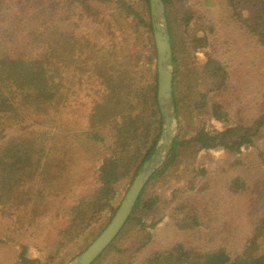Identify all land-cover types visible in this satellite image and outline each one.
<instances>
[{
    "label": "trees",
    "instance_id": "obj_1",
    "mask_svg": "<svg viewBox=\"0 0 264 264\" xmlns=\"http://www.w3.org/2000/svg\"><path fill=\"white\" fill-rule=\"evenodd\" d=\"M51 1L68 4L71 13L66 21L77 22L79 25L84 21V25L88 24L97 30L95 36L78 38L72 35L70 40L64 43L60 40L62 28L57 23L49 22L50 33L46 34L44 39L26 42L25 49L30 50L29 54H20L17 49L12 50L6 46L5 43L8 42L0 41V174L13 178L18 176V180L24 179L32 183L37 175L44 186L36 190L37 197L40 194L42 198L47 199L55 193L62 196V188L55 189L53 185L59 186L54 179L61 169L63 153L58 150L55 141L49 144V131L45 128L46 131L32 130L25 135L12 137L13 140H6L5 132L7 127L12 126L45 127L46 119L42 116L46 117L51 105H58L62 98L61 89L65 88L62 83L65 79L63 72L76 64L84 54L88 58L91 57L97 64V69L105 67L104 71L98 70V75L104 74L105 85L114 94L111 99L115 101L113 106L107 104L91 115V125L99 131L103 125L109 123L110 130L105 142L98 136L100 134H90L94 143L100 145L108 155L102 160L94 176V188L77 201L73 200L74 205L62 211V220L67 225L57 228L56 235L59 239L52 251L54 256L32 259L23 245L19 244L13 264H65L64 258L68 253L63 258H57L64 247L75 244V247L80 249V254L86 250L112 220L119 207V204L112 207L113 202L125 195L129 182L155 152L163 129L157 99V57L149 19V0H96L97 3L91 6L82 0ZM216 1L217 6L209 0L211 5L224 12L232 23L245 29L254 38L256 49L264 51V0ZM163 3L173 53L172 105L178 119L177 134L165 160L142 191L127 224L93 264H264V212L247 230L250 233L240 255L234 256V259L228 247L223 245L198 248L176 242L164 252L156 251L145 256L146 258L140 257L151 239V234L148 231L149 226L138 217L139 214L152 211L157 201L162 200V196L176 200L182 192L200 191L202 188H198V185L201 181L195 180L194 176L208 174L206 170H196L195 162L202 152L218 149L229 154H238L245 147L255 146L264 129V111L250 125L230 124L224 105L218 101L228 88L229 74L225 64L213 57L204 62L198 60L196 54L203 52L209 44L205 28L201 24L199 28L189 31L194 11L189 8L178 13L173 0H163ZM171 12L177 17H171ZM138 26L144 29L143 34L150 45L148 61L155 67L151 69L149 84L144 81L133 88L132 85H124L122 82V67L126 63L116 64L110 61L113 58V61L117 62L115 46L111 43L116 41L114 32H133ZM105 34L110 43L106 51L100 42L101 36ZM93 37L96 41L89 43L88 53L84 52L78 41ZM100 45L104 47L102 49L105 53L96 56ZM74 50L78 53L77 59L73 57ZM62 51L64 54L66 51L71 53L73 60L62 61ZM87 57H84V62L88 60ZM126 103L129 108L124 111ZM106 111H109L107 116ZM203 117H211L220 122L224 126L223 129L214 134L208 133L202 128L200 119ZM96 120L98 124L94 125ZM49 121L47 119V122ZM121 127L126 129L121 130ZM35 134V140L24 142ZM77 143L71 139V144ZM258 154L261 155L259 151ZM261 161L264 162L262 159ZM235 162L234 165L245 166L244 160ZM180 167L178 175L177 170ZM68 178L70 183L71 177ZM186 179L187 182L179 192H158V184L161 182L169 186L172 181L180 184ZM248 179L244 173L234 174L226 177L223 186L231 194H242ZM17 185L16 181L9 185L6 191H0L2 201L7 202L8 199L15 198V195H18V201L25 197L24 191L21 194L15 191ZM26 192L35 194L33 185L27 186ZM19 202L25 207L26 204ZM29 203L39 206L36 202ZM172 209L171 219L178 231L185 233L201 226L202 213L196 203L177 202ZM104 214L108 216L103 221ZM32 216L33 219L36 218L37 213L34 212ZM88 239L86 246H82L83 241L87 242ZM70 258H74V255Z\"/></svg>",
    "mask_w": 264,
    "mask_h": 264
},
{
    "label": "rangeland",
    "instance_id": "obj_2",
    "mask_svg": "<svg viewBox=\"0 0 264 264\" xmlns=\"http://www.w3.org/2000/svg\"><path fill=\"white\" fill-rule=\"evenodd\" d=\"M173 1L178 13L189 8L194 11L189 31L199 28L201 24L205 28L204 32L209 44L203 52L196 54L198 60L204 62L207 58L213 57L220 59L226 66L229 74L228 88L218 101L224 105L230 124L250 125L264 111V51L256 49L254 38L245 29L232 23L218 7V10L215 8L216 0H210L216 6L211 5L209 0ZM82 2H87L89 6L97 3L96 0H82ZM70 13L71 8L67 3L58 4L51 0H0V41L8 42L5 43L6 46L12 50L17 49L20 54H29L30 50L25 49L26 42L32 39H44L46 34L50 33L49 22L57 23L62 28L60 40L64 43L69 41L72 35L78 38L95 36L97 29L88 24L84 25V21L80 25L77 22L66 21ZM171 13V17H177L173 12ZM123 29L125 30L124 27ZM143 31L140 26L133 32L118 30L114 32L116 41L111 43L115 46L117 62L113 61V58L110 61L116 64L126 63L122 67V82L124 85H132L133 88L144 81H148L149 84L151 69L155 67L148 61L150 45ZM12 38L14 39L11 40ZM92 41H96V38L78 41V45L88 53V45ZM100 42L106 51V47L110 44L106 34L101 36ZM104 47L100 45L97 48L96 56L105 53L102 49ZM60 56L64 62H71L73 57L75 59L79 57L76 50L73 51V57L68 51L65 54L62 51ZM84 57L87 56L84 54L76 64L63 72L65 79L62 83L65 88L61 89L62 98L58 105H51L46 117L42 116L46 119L45 127L43 125L34 128L12 126L6 129V140H13L12 137L25 135L32 130L49 131V144L55 141L58 150L63 153L61 169L54 179L60 187L53 185L55 189L62 188L63 194L57 196L55 193L47 199L42 198L40 194L37 197L36 190L44 187L40 183L39 176H34L36 180L32 183L24 179L18 180V176L13 178L0 174V191H6L9 185L17 181L15 191L19 194L25 192V197L19 201L26 204L24 207L16 200L18 195L8 199L7 202L2 201L3 197L0 196V264L15 262L19 244L23 245L32 259L54 256L52 251L59 239L56 235L57 228L67 225L62 220V211L74 205L73 200L77 201L79 197L94 188V176L102 160L108 155L100 145L94 143L90 134H100L98 136L105 142L110 130L109 123L102 126L103 130L100 128V133L91 125L93 121L91 115L107 104L113 106L115 101L111 99L114 98V94L108 86L106 87L104 74L98 75V70L104 71L105 67L97 69V64L90 59L91 57H87L86 62ZM128 108L129 105L126 103L123 110L126 111ZM173 113L175 119L172 123V131L176 135L178 119L174 108ZM108 114L109 111H106L105 115ZM98 116L99 112L96 113V117ZM47 119L50 121L47 122ZM113 120H115L114 116ZM200 120L202 128L211 134L221 131L224 127L211 117H203ZM97 124L96 120L94 125ZM125 129L121 127V130ZM36 137L35 134L24 142H32ZM72 138L78 142V145L71 144ZM261 159L264 160V129L255 146L245 147L238 154H229L218 149L202 152L196 159V170H206L208 174L194 176L195 180L201 181L198 185V188H202L200 191L182 192L176 200L162 196V200L157 201L152 211L139 214L138 217L149 226L148 231L151 234V239L140 257L146 258L145 256L156 251L164 252L175 242L198 248L223 245L228 247L233 259L234 256L240 255L246 237L250 233L247 230L264 212V162ZM236 160H244L245 166L234 165ZM180 171L181 167L177 170V174ZM238 173H244L249 177L247 187L242 194H231L223 186L224 181L227 176ZM68 176L71 177L70 183ZM132 181L129 182V186ZM186 182L187 179L180 184L172 181L169 186L161 182L158 184V192L160 194L164 191L168 194L179 192ZM67 183L68 185H65ZM30 185H33L35 194L26 192V187ZM124 196L117 197L112 207L120 205ZM185 201L196 203L202 215L201 226L184 233L174 228L171 211L177 202ZM29 202H36L39 206L31 205ZM34 212L37 213V217L33 219ZM107 216L108 214H104L102 220L104 221ZM88 242L89 239L87 242L83 241L82 246H86ZM67 253L68 256L65 257ZM72 255L74 258H70ZM79 255L80 249L75 247V244H69L63 248L60 257L57 258L65 257V264H72Z\"/></svg>",
    "mask_w": 264,
    "mask_h": 264
},
{
    "label": "water",
    "instance_id": "obj_3",
    "mask_svg": "<svg viewBox=\"0 0 264 264\" xmlns=\"http://www.w3.org/2000/svg\"><path fill=\"white\" fill-rule=\"evenodd\" d=\"M149 10L157 57V99L163 123L161 139L155 152L133 179L108 226L72 264H93L116 239L131 217L145 186L165 160L174 139L175 134L172 131V123L175 119L172 105L173 53L163 0H149Z\"/></svg>",
    "mask_w": 264,
    "mask_h": 264
}]
</instances>
